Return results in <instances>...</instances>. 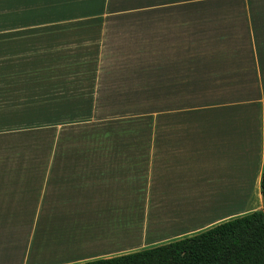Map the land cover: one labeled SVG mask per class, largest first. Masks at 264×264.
I'll use <instances>...</instances> for the list:
<instances>
[{
  "label": "crops",
  "instance_id": "0c3cea01",
  "mask_svg": "<svg viewBox=\"0 0 264 264\" xmlns=\"http://www.w3.org/2000/svg\"><path fill=\"white\" fill-rule=\"evenodd\" d=\"M198 1L131 10L169 12L155 31L161 132L139 137L149 146L91 149L72 162L0 166V264L111 258L241 215L232 211L234 203L215 204L210 187L224 182L234 157L258 148L261 184L264 2ZM152 14L144 31L127 32L129 40L154 38Z\"/></svg>",
  "mask_w": 264,
  "mask_h": 264
},
{
  "label": "rangeland",
  "instance_id": "374dc122",
  "mask_svg": "<svg viewBox=\"0 0 264 264\" xmlns=\"http://www.w3.org/2000/svg\"><path fill=\"white\" fill-rule=\"evenodd\" d=\"M168 1L0 0V166L149 146L139 137L161 132L155 31L168 8L151 12L154 38L130 42L127 32L151 21V13L133 8ZM249 199L241 200L240 216L263 208Z\"/></svg>",
  "mask_w": 264,
  "mask_h": 264
},
{
  "label": "trees",
  "instance_id": "16d2710c",
  "mask_svg": "<svg viewBox=\"0 0 264 264\" xmlns=\"http://www.w3.org/2000/svg\"><path fill=\"white\" fill-rule=\"evenodd\" d=\"M171 3L177 0L160 4ZM261 193V210L170 243L77 264H264V168Z\"/></svg>",
  "mask_w": 264,
  "mask_h": 264
},
{
  "label": "bare ground",
  "instance_id": "6f19581e",
  "mask_svg": "<svg viewBox=\"0 0 264 264\" xmlns=\"http://www.w3.org/2000/svg\"><path fill=\"white\" fill-rule=\"evenodd\" d=\"M258 149H255L250 156L234 157V169L224 172V182H217L210 187V198L215 204L234 203L232 207L234 212L238 207H241L239 205L244 197L249 199L250 196L255 204L258 201L262 202L261 184L259 187L261 155ZM245 162L248 166L245 165Z\"/></svg>",
  "mask_w": 264,
  "mask_h": 264
}]
</instances>
